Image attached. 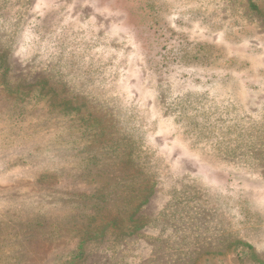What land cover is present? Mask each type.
Segmentation results:
<instances>
[{
  "label": "rangeland",
  "instance_id": "1",
  "mask_svg": "<svg viewBox=\"0 0 264 264\" xmlns=\"http://www.w3.org/2000/svg\"><path fill=\"white\" fill-rule=\"evenodd\" d=\"M0 264H264V0H0Z\"/></svg>",
  "mask_w": 264,
  "mask_h": 264
},
{
  "label": "trees",
  "instance_id": "2",
  "mask_svg": "<svg viewBox=\"0 0 264 264\" xmlns=\"http://www.w3.org/2000/svg\"><path fill=\"white\" fill-rule=\"evenodd\" d=\"M257 12H260V11L257 10ZM146 201H147V200H146Z\"/></svg>",
  "mask_w": 264,
  "mask_h": 264
}]
</instances>
